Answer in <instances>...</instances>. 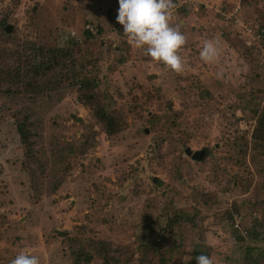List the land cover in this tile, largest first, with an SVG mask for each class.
I'll use <instances>...</instances> for the list:
<instances>
[{"label": "rangeland", "instance_id": "obj_1", "mask_svg": "<svg viewBox=\"0 0 264 264\" xmlns=\"http://www.w3.org/2000/svg\"><path fill=\"white\" fill-rule=\"evenodd\" d=\"M117 8L0 0L11 28H0V264L20 251L40 264H196L201 253L264 264V132L253 135L264 125V0L169 10L185 36L180 72L129 44ZM205 40L219 41L214 61L199 57ZM18 70L40 78L34 90L7 81ZM81 77L96 79L120 131L78 101Z\"/></svg>", "mask_w": 264, "mask_h": 264}, {"label": "clouds", "instance_id": "obj_2", "mask_svg": "<svg viewBox=\"0 0 264 264\" xmlns=\"http://www.w3.org/2000/svg\"><path fill=\"white\" fill-rule=\"evenodd\" d=\"M116 21L123 26L131 46L142 48L153 60L161 62L174 72H180L183 61L177 50L185 43L179 26L169 23L172 0H117ZM219 55V41L205 40L199 57L204 62L214 61ZM196 264H212V260L201 253L195 256ZM9 264H40L36 255L20 251Z\"/></svg>", "mask_w": 264, "mask_h": 264}, {"label": "trees", "instance_id": "obj_3", "mask_svg": "<svg viewBox=\"0 0 264 264\" xmlns=\"http://www.w3.org/2000/svg\"><path fill=\"white\" fill-rule=\"evenodd\" d=\"M6 24H7V20H3L0 22V28H1L4 36H7ZM260 28H261V26L259 28L256 27L255 29H257V31H259ZM261 38L264 40V33H262ZM47 65H50V64L48 63V64H42L41 66H38V70H42V72H43V70H48V67H50V66H47ZM30 72L31 71H24V70L21 72L19 70L15 71L14 74L11 73L10 79H8L9 77L7 78V81L12 83V84L14 83L16 85L26 81L27 82L26 89H33L34 90L37 87V83H38V80L40 78H37V80H35ZM42 75H40V76H42ZM69 78H70V76H66L64 79H61L60 81H66V80L68 81ZM18 81H21V82L17 83ZM73 84L78 86V89H77L78 101L84 107L89 108L91 110L94 117L97 119V121H99L100 123L103 124L106 131L109 134H115L118 131H120V129H121L120 122L116 118V116L112 113V110H111L112 108H108L107 104H105V102L100 100V98L96 92V88L98 86L96 79L95 78L81 77V78H78L76 80V82H74ZM59 87H61L60 82H54L52 89H56ZM15 118H16V125L18 127L17 130H18L20 141L23 144V146L26 147L25 148V154L28 156L32 153V150L31 149L29 150V148H30V146H32L34 144L33 134L29 130V127H30L29 124L30 123H28V116L25 114L19 113V114L15 115ZM260 122H264V115L261 116ZM258 129L253 133L254 136L257 135V133L258 134L260 133V135H261L264 132V125L262 126L261 129H259V130ZM30 157L33 158V156H30ZM205 158L206 157H204L203 160ZM234 233L236 234V238L241 239L242 236L245 237L248 234V231L244 230L243 228H241V226L237 225L235 230H234ZM71 241H73V240H71ZM76 245L78 246V244H76ZM251 251H252V248H249L248 249L249 256L251 255V253H250ZM83 252H84L83 250H78V255H80V257H85L86 261L90 260L92 256L89 253H83ZM118 261L119 260H117L116 262H118Z\"/></svg>", "mask_w": 264, "mask_h": 264}, {"label": "built area", "instance_id": "obj_4", "mask_svg": "<svg viewBox=\"0 0 264 264\" xmlns=\"http://www.w3.org/2000/svg\"><path fill=\"white\" fill-rule=\"evenodd\" d=\"M192 0H172L173 3V7L170 9V11H172L174 9L175 6L178 5H185V4H190ZM183 2V3H182ZM253 31V30H252ZM238 225V224H237ZM236 225V226H237Z\"/></svg>", "mask_w": 264, "mask_h": 264}, {"label": "water", "instance_id": "obj_5", "mask_svg": "<svg viewBox=\"0 0 264 264\" xmlns=\"http://www.w3.org/2000/svg\"><path fill=\"white\" fill-rule=\"evenodd\" d=\"M10 29L11 28H9V26H7V31L8 32H11ZM204 155H205V150H202L198 154H194L193 158L199 160V159H202L204 157Z\"/></svg>", "mask_w": 264, "mask_h": 264}]
</instances>
